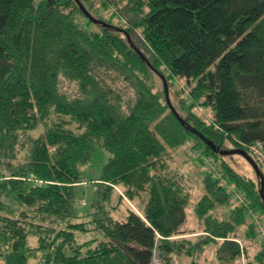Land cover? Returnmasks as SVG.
Here are the masks:
<instances>
[{
  "label": "trees",
  "instance_id": "obj_1",
  "mask_svg": "<svg viewBox=\"0 0 264 264\" xmlns=\"http://www.w3.org/2000/svg\"><path fill=\"white\" fill-rule=\"evenodd\" d=\"M257 141L264 0H0V264H264L250 215L264 221V189L221 152L250 155ZM98 147L109 156L82 216L79 166ZM180 151L197 164L195 201L172 166ZM229 187L245 204L232 205ZM125 200L135 209L119 219Z\"/></svg>",
  "mask_w": 264,
  "mask_h": 264
},
{
  "label": "rangeland",
  "instance_id": "obj_2",
  "mask_svg": "<svg viewBox=\"0 0 264 264\" xmlns=\"http://www.w3.org/2000/svg\"><path fill=\"white\" fill-rule=\"evenodd\" d=\"M101 14L106 18L109 16L108 12H101ZM122 18V17H121ZM120 18V19H121ZM122 20L124 21V18H122ZM114 22H117V19H114ZM135 38H140L141 40V36H139L138 32H135ZM157 83L159 84V81L156 80ZM64 89L67 92H71V88L72 86L70 84H67L64 82L63 84ZM176 90H182V92H179L180 95L185 96L187 94V92L190 89V85L189 83L186 82L185 79L183 78H177L176 79V85L175 88ZM171 100L173 101V103H177V99L178 97L175 95L174 90H172V93L170 94ZM197 114L200 115V117H202L204 120L209 121V119H211V112L209 109H203V108H198L197 110H195ZM109 156V153L107 152V150H105L102 147H98L95 149V151L92 153V156L90 158V160L83 165H80V175L81 178L85 181H88V183L86 184H81L78 185L75 189V199L73 202V206H72V211L84 216L85 214H89L90 212H92L93 210V203L96 202V200L98 199V193H97V185L96 184H92L90 182V180H92L93 178H96L99 176V174L102 171L103 165L105 164L107 158ZM174 162L172 163V166H175L176 168L181 169L185 175L189 178V180L187 181V185L189 186L191 193H192V200L195 201L202 193V184L198 178V175L196 173L197 171V164L193 163L192 159L189 158L184 152L180 151L177 154H174ZM195 160V159H194ZM231 165L241 174H245L247 176L253 177V171L250 167V165L247 163V161L240 155L238 154H234L232 159L229 160ZM120 190V189H118ZM117 190V192L115 191V193H113L112 195V203H115L117 201V193H119ZM146 199V197H145ZM144 198L138 197V199H135L133 201V203L138 207V208H142L144 205L143 202ZM131 207L133 209H135L134 205L132 203H130L128 200H125L122 204L119 205V210H117L116 212L113 213V215L117 218H122L126 212V208L127 207ZM188 214L189 217L185 223V225L183 226V230H184V236H192L194 237V235H196V231H197V222L196 219L193 217V215L191 214L190 209H188ZM220 212V210H219ZM243 232V228L240 229L239 234L241 235ZM88 237L91 236V234L87 235ZM246 249H247V258L249 260H253V257L255 255V253L260 249L259 245L257 243H254L252 241V239L250 241H246L245 243ZM213 249L214 247H208L206 251H204L201 255V259H207L210 260L213 258ZM185 261H183L184 263ZM176 264L177 261H176Z\"/></svg>",
  "mask_w": 264,
  "mask_h": 264
},
{
  "label": "built area",
  "instance_id": "obj_3",
  "mask_svg": "<svg viewBox=\"0 0 264 264\" xmlns=\"http://www.w3.org/2000/svg\"><path fill=\"white\" fill-rule=\"evenodd\" d=\"M249 153L251 157L256 161L259 165L261 172L264 175V148H262L260 142H255L248 147ZM229 192H231V203L232 205L239 206L240 204H245L242 195L233 190L232 187H229ZM247 204V203H246ZM251 217H253L254 229H255V238L254 240L259 243L264 249V221L261 216H258L256 212L250 211Z\"/></svg>",
  "mask_w": 264,
  "mask_h": 264
},
{
  "label": "water",
  "instance_id": "obj_4",
  "mask_svg": "<svg viewBox=\"0 0 264 264\" xmlns=\"http://www.w3.org/2000/svg\"><path fill=\"white\" fill-rule=\"evenodd\" d=\"M80 7H82L80 5ZM84 13L86 15H88V17L90 19H92L93 21H97L94 18H92L87 12L86 10L82 7ZM99 22V21H98ZM223 154H239L241 155L246 161L247 163L251 166V168L253 169L255 176L258 178L259 182H260V192H263L264 189V175L261 172L259 166L257 165V163L253 160V158L244 150H240V149H231V150H225V151H221Z\"/></svg>",
  "mask_w": 264,
  "mask_h": 264
}]
</instances>
